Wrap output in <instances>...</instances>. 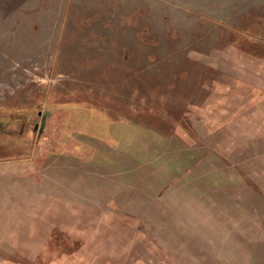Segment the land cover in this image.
Instances as JSON below:
<instances>
[{"label":"rangeland","instance_id":"374dc122","mask_svg":"<svg viewBox=\"0 0 264 264\" xmlns=\"http://www.w3.org/2000/svg\"><path fill=\"white\" fill-rule=\"evenodd\" d=\"M11 108L0 264H264V0H0Z\"/></svg>","mask_w":264,"mask_h":264},{"label":"flooded vegetation","instance_id":"af4514ba","mask_svg":"<svg viewBox=\"0 0 264 264\" xmlns=\"http://www.w3.org/2000/svg\"><path fill=\"white\" fill-rule=\"evenodd\" d=\"M42 117L43 113L40 110L36 112L31 108L28 110L11 108L8 113L0 110V142L2 143L0 156L6 157L5 152H8L9 145L6 147L4 144H12L17 155H20L19 151L22 153L30 150L32 144L36 142L34 138L40 131L38 122Z\"/></svg>","mask_w":264,"mask_h":264},{"label":"trees","instance_id":"16d2710c","mask_svg":"<svg viewBox=\"0 0 264 264\" xmlns=\"http://www.w3.org/2000/svg\"><path fill=\"white\" fill-rule=\"evenodd\" d=\"M261 38V37H260ZM61 112H63V114H62V118L63 117H65L66 115L67 116H69V113L67 114L65 111H61ZM58 116H56V118H57ZM258 121H255L256 122V127L258 126V127H261V128H264V108H262L261 110H259L258 111ZM254 119L256 120V114H255V117H254ZM63 121V120H62ZM62 124H64L63 122H62ZM64 126V125H63ZM3 158V157H2ZM0 159H1V157H0ZM4 159H5V157H4ZM16 233V232H15Z\"/></svg>","mask_w":264,"mask_h":264},{"label":"water","instance_id":"95a60500","mask_svg":"<svg viewBox=\"0 0 264 264\" xmlns=\"http://www.w3.org/2000/svg\"><path fill=\"white\" fill-rule=\"evenodd\" d=\"M49 114L50 113L48 111L43 113V117H42L41 124H40V132H42L44 124H45L46 116H48Z\"/></svg>","mask_w":264,"mask_h":264}]
</instances>
